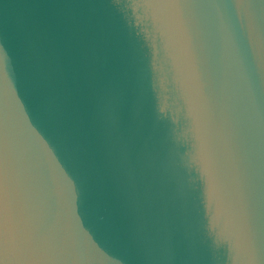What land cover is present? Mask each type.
<instances>
[{
  "label": "water",
  "instance_id": "1",
  "mask_svg": "<svg viewBox=\"0 0 264 264\" xmlns=\"http://www.w3.org/2000/svg\"><path fill=\"white\" fill-rule=\"evenodd\" d=\"M0 264H264V0H0Z\"/></svg>",
  "mask_w": 264,
  "mask_h": 264
}]
</instances>
